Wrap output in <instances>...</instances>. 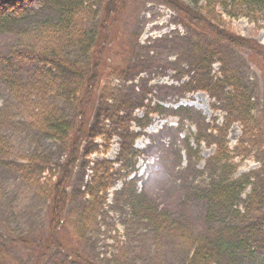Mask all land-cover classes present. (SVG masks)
<instances>
[{
	"label": "rangeland",
	"instance_id": "1",
	"mask_svg": "<svg viewBox=\"0 0 264 264\" xmlns=\"http://www.w3.org/2000/svg\"><path fill=\"white\" fill-rule=\"evenodd\" d=\"M40 1L24 5L36 10ZM90 2L99 18L103 1ZM123 3L122 13L111 18L114 26L95 32L110 34L104 45L113 55L91 98L92 139L84 143L69 179L62 227L57 232L51 233V204L41 189L0 167V264H190L199 248L211 251L206 244L223 234L228 229L224 226L235 218L226 204L209 215L211 188L230 183L243 188L235 202L242 212L241 202L253 188L264 197V148L257 137L264 121V14L252 20L224 16L208 29L188 26L162 0ZM38 20L29 13L0 27V53H8L16 44L19 26ZM218 31H229L246 43L230 44L218 37ZM209 63L217 82L210 92L199 89ZM240 96L249 118L239 106ZM11 99L0 81V110L7 105L14 126L21 129L14 132L17 135L10 133L0 118V136L11 138L16 159L25 154L44 156L49 162L44 179L59 175L66 160L63 145L30 131L20 117L14 118L19 107ZM59 108L66 120L79 119L74 107L59 102ZM117 110L126 117L124 124L102 119L103 113ZM100 114V127L111 128L107 148L105 139L93 136ZM127 131L138 134L133 144ZM123 136L133 150L124 141L123 152ZM216 142L226 143L229 160L213 159ZM241 142L244 145L238 148ZM89 149L91 154L85 156ZM98 160L112 163L113 184L94 224L83 229L79 211ZM44 179L41 185L51 194ZM127 191H136V201L144 209L155 213L164 226L179 228V233L170 237L154 232L146 221L148 215L134 209ZM260 206L264 210V201ZM242 221L241 216L235 225ZM18 238L27 244H15Z\"/></svg>",
	"mask_w": 264,
	"mask_h": 264
},
{
	"label": "trees",
	"instance_id": "2",
	"mask_svg": "<svg viewBox=\"0 0 264 264\" xmlns=\"http://www.w3.org/2000/svg\"><path fill=\"white\" fill-rule=\"evenodd\" d=\"M31 1L0 0V27L26 17L29 13L39 19L28 27L19 26L15 32L16 44L8 53H0V81L9 92L14 107H19L15 109L19 114L14 115V118L20 117L25 120L28 124L25 122L24 125H28L30 131H36L47 139H54L62 144L66 151V160L59 175L44 179L45 169L49 165L44 156L31 157L25 154L16 159L17 154L13 150L11 138L0 136V167L5 166L6 169L14 171L27 185L41 189L43 196L48 197L51 204V233H55L62 227L69 179L84 143L92 139V129L89 127V109L93 105L91 98L96 96L102 71L107 65L106 61L113 55L112 50L110 53L106 52L107 47L104 45L109 43L110 34L105 37V33L98 36L95 32L97 28L101 31L103 27L107 31L109 27L114 26L111 18L122 13L124 3L123 0H101L102 14L98 18L93 12L94 5L91 0H41L36 10H28L24 4ZM162 1L188 26H204L208 29L222 22L224 16L252 20L253 17L264 14V0ZM50 5L53 7L51 13ZM218 37L233 45L240 46L246 43L243 39L235 38L229 31H218ZM210 64L204 77L205 82L199 87L209 92L217 83L211 77ZM59 102L65 103L68 108L74 107L78 110L79 119H72V122L66 120L59 108ZM239 104L249 118L250 113L242 106V97ZM10 113L12 111L6 105L4 111L0 110V118L3 119L6 130L17 135L14 132L21 129L14 126L12 116L9 117ZM119 113L118 110L114 111V114L103 113L104 118L100 114L96 120L97 128L94 129L93 136L105 139L107 143L105 148L110 141L111 132L108 130L111 128L105 130L100 127L99 122L102 118L104 121H113L114 125L124 124L126 117ZM0 121L2 122L1 119ZM258 132L257 137L264 148V121L263 128ZM126 133L131 135L133 144L138 134L128 131ZM245 134L248 135L246 130ZM122 141L124 152V141L128 145L130 142L127 136H123ZM214 145L216 147L214 160L227 161L231 158L225 142H216ZM243 145L244 142L239 143L238 148ZM90 154V149L86 150L85 156ZM13 159L20 161L17 163ZM43 179L44 182L48 179L47 186L51 187V194L47 187L44 190L45 184L41 185ZM112 179H114L112 163L108 160L96 161L93 177L83 193L85 202L79 211L80 226L83 229V225L92 227L94 224L102 210L104 197L113 184ZM242 191L243 188L239 189L231 183L211 188L207 200L209 215H212V211L217 212L216 209L221 207L220 205L226 204L235 218L231 224L224 226L228 229H225L223 234L216 236L211 244H206L211 251L204 252V249L199 248L192 256L190 264H221L219 260L223 261V264H264V210L260 206L264 197L253 188L241 202L245 208L242 212L235 205ZM126 193L133 202L134 209L148 215L146 221L152 225L154 232L168 234L170 237L178 232L179 228L164 226L155 213L148 208L144 209L139 199L136 201V191ZM240 215L243 217L242 228L241 225L238 227L235 225L241 219ZM15 244L25 246L27 242L18 238Z\"/></svg>",
	"mask_w": 264,
	"mask_h": 264
}]
</instances>
